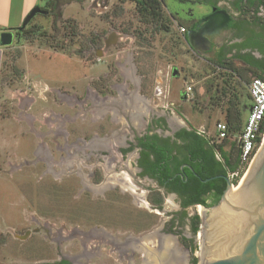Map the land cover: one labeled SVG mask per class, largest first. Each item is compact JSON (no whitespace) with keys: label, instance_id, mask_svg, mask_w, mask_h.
I'll return each mask as SVG.
<instances>
[{"label":"rangeland","instance_id":"1","mask_svg":"<svg viewBox=\"0 0 264 264\" xmlns=\"http://www.w3.org/2000/svg\"><path fill=\"white\" fill-rule=\"evenodd\" d=\"M189 1L163 0L156 19L133 0H59L56 12L13 32L0 67V264H145V250L167 264L157 255L158 237H171L185 256L175 264L198 263V231L171 224L182 219L177 201L148 195L146 180L133 184L124 168L131 158L118 163L116 147L149 125L161 135L204 130L214 149L222 144V156L236 161L247 85L262 75L232 56L212 58L223 46L233 50L232 29L209 50L189 45L180 28L212 11ZM207 2L264 34V6L240 14L227 0ZM227 108L230 133L219 143L214 125L227 122ZM121 171L134 193L114 181ZM186 214L198 215L195 208Z\"/></svg>","mask_w":264,"mask_h":264},{"label":"flooded vegetation","instance_id":"2","mask_svg":"<svg viewBox=\"0 0 264 264\" xmlns=\"http://www.w3.org/2000/svg\"><path fill=\"white\" fill-rule=\"evenodd\" d=\"M54 1L55 2L52 3V9L44 6L43 8H41L46 12L43 15L51 13V10H54L55 12L57 11L56 7L58 0ZM186 1L190 2L189 0ZM214 8L215 10H221L220 8H217L213 5L211 6L212 11L210 12V14L213 12ZM171 18L172 20L174 19L177 22V17H175V15L171 14ZM202 20L203 19H200L198 22H194L193 24H191L185 30V34L187 35L191 31H197L199 27L204 24ZM230 22L231 20L228 22L227 27L225 28L226 30L229 28ZM207 30L210 31V35H206L209 41L219 36L223 31L221 29L219 33L215 35L216 31L206 29L204 31L206 34L207 32H209ZM257 36V32L252 31L251 28L249 29V24H243V26H241L240 36H238L239 38L237 40V43L248 41L251 44L249 46L242 47L238 52L241 55H248L252 57L253 62L251 61L250 63H247L240 60H238V62H240L243 66L264 72V69H259L260 66L257 65L260 64L261 58L264 60V56L261 55L257 44L254 43L256 42ZM197 46V48H199L200 50L206 51V45L198 43ZM221 50L222 49L218 50L216 54L214 51H212L214 53V56L212 57L214 58V61L219 62L221 60ZM236 53V49H233L230 52V56L233 57V55H235ZM247 97L249 98V95ZM99 98H101V96H99ZM250 104L251 102L249 101V108ZM227 109L228 110L226 112V116L227 118L232 119V110L230 108ZM147 129H150V131L145 132L141 135H134L131 139H126L125 141H123V143H120V145H116V147L118 148V156L120 157H117V162L120 163L123 157L126 158L129 154L131 158V160L129 161L130 163L128 165H126L127 163H125L124 168L126 172L130 174L133 184H136L139 187H143L144 184L142 183V180H146L153 185L146 189L148 195L152 193H159L163 197H173L178 203V207L180 209L179 211H181L180 214L185 215V217L184 219L180 218V220L177 222L173 220L171 224L175 223L176 225L182 226L185 222V224L190 228L191 219L196 215L188 216L186 214V210L188 208H195L197 213L199 214L201 211L200 206L205 207L206 205L212 204L213 200L219 194L218 189L222 185L221 181H223L226 186L224 177H227V173L224 174L221 171L218 173L212 172L218 167L215 161L222 164L223 160L220 161L215 157L214 150L215 161L212 159L211 147L213 146V144L209 141H206V143H204L203 141L195 140V138L192 136L176 135V133L180 132L181 130H187L185 128H178L171 131V134L167 133L163 135L153 132L154 129L152 125L147 126ZM162 151L166 153L165 160L160 161L162 166L157 167L155 165L157 161L156 155H158ZM181 160L186 161H184L183 164H181L179 167H176V163ZM110 165L113 166L111 170L115 171L116 169H119V166H116L115 164ZM108 166L109 165H107V168ZM185 169L189 171V174H187ZM166 172H172L173 176L164 178ZM120 173L125 174V172L122 171ZM224 189L222 190V192L224 191ZM222 192L219 198L221 197ZM136 239L138 238H135L133 240ZM62 261L66 260L60 259L58 263H61Z\"/></svg>","mask_w":264,"mask_h":264},{"label":"water","instance_id":"3","mask_svg":"<svg viewBox=\"0 0 264 264\" xmlns=\"http://www.w3.org/2000/svg\"><path fill=\"white\" fill-rule=\"evenodd\" d=\"M44 13L39 6H34L17 31L24 29L36 14ZM202 21L204 24L197 31L186 35L193 48H196L193 34H199L206 27L212 29L221 21L220 28H226L230 17L226 11L214 8ZM202 38L208 41L210 49L209 40L205 36ZM12 39V30L0 31V47L9 46ZM224 180L226 186L217 203L200 206L197 264H264V128L260 145L236 186L237 190L232 191L234 187L227 177Z\"/></svg>","mask_w":264,"mask_h":264},{"label":"trees","instance_id":"4","mask_svg":"<svg viewBox=\"0 0 264 264\" xmlns=\"http://www.w3.org/2000/svg\"><path fill=\"white\" fill-rule=\"evenodd\" d=\"M134 2H136L137 4L139 5H144L145 7H148L150 10H148L150 13H152V15H154L157 18H160V10H161V7L163 5L162 3V0H133ZM229 2H231V6L233 7V9L237 12H240V14L242 13V10H244L245 12V9H249V8H252L254 7L255 9L259 8L260 6H264V0H227ZM194 3H198V4H207L209 6H213V3H208L207 0H198ZM164 6V5H163ZM43 8V7H41ZM146 11H147V8H146ZM156 12V13H155ZM169 13V12H168ZM157 15V16H156ZM169 15L171 16V14L169 13ZM243 24H249V22L247 20H241V21H233V22H230L229 24V29H232L236 32H238L237 34V37L240 36V30H241V26H243ZM250 25V24H249ZM185 29V28H184ZM186 30V29H185ZM262 30H264V26H262ZM16 32V34H20L22 32L25 31V29H22L20 31H17V29L14 30ZM185 39H186V34H185ZM256 42H254L255 44H257L258 48H259V51L261 53L262 56H264V34H258V36L256 37ZM251 43L246 41V42H242V43H237V44H234L230 47L233 48V49H236L237 50V53L235 55H233V57L237 60H240L242 62H247V63H250L251 61L253 62V58L248 56V55H241L238 51L242 48V47H246V46H249ZM260 66L259 69L262 70V68L264 69V61L261 60L260 64H257ZM230 67V66H229ZM231 68V67H230ZM261 72V75L262 76H259L258 78H261V79H264V72L260 71ZM160 122H163L162 124V128H164V120L163 119H159L158 120V123ZM227 126H228V135L230 133V124H231V121L227 118V122H226ZM177 136H192L195 138V140H199V141H203L204 143H206V141H209L208 139H206L204 136H201L199 134H197L196 131L194 130H181L180 132H177L176 133ZM228 138V136H227ZM227 138L225 140H227ZM224 140V141H225ZM223 141V143H224ZM222 144H218L217 146L219 147V151H220V147H221ZM237 147V146H236ZM212 149V154H211V157L212 159L214 160V151L218 148H215L214 149V146L211 147ZM214 150V151H213ZM165 156H166V153L165 152H161L159 153L158 155H156V166L157 167H160L162 166V164L160 163V161H164L165 160ZM221 157H222V164H220L219 162L215 161L216 164L218 165V167L212 171L213 173H218V172H223L224 174L227 173V172H233L236 170L237 166H238V162H239V156H238V149H237V155H236V161L234 163H231L230 160L223 154H221ZM186 161V160H181V161H178L176 163V167H179L181 164H183V162ZM188 161V159H187ZM178 170V168H177ZM185 171L187 172V174H189V171H187V169H185ZM169 176H173L172 175V172L170 173H167L164 175V178H168ZM163 179V178H162ZM221 181V180H220ZM221 186L220 188L218 189L219 190V194L216 196V198L213 200L212 204L210 205H206L205 207H209V206H212L214 204L217 203L218 199H219V196L222 192V190L224 189L225 187V184L223 183V181H221ZM154 204L157 205V207L160 209V204H158V202H155ZM185 215H182V219H184ZM199 225H200V219H199V216H194L192 219H191V224H190V231L191 233L195 234L198 230H199ZM181 244L186 247L185 245V242L187 240L185 239H181ZM190 247V246H188ZM191 249V247H190ZM61 263H67L66 261H62ZM61 263H57V264H61Z\"/></svg>","mask_w":264,"mask_h":264},{"label":"built area","instance_id":"5","mask_svg":"<svg viewBox=\"0 0 264 264\" xmlns=\"http://www.w3.org/2000/svg\"><path fill=\"white\" fill-rule=\"evenodd\" d=\"M181 33H185L184 28H180ZM190 91V88H187ZM250 98V108L248 117L238 133L236 138V146L238 149V166L235 171L227 172L232 187L237 186L242 176L246 172L255 152L257 151L264 128V79L253 78L247 87ZM157 95L160 94V89H156ZM216 138L218 142L224 141L228 136V126L223 121H218L214 125ZM197 134L204 136V130H199ZM215 157L222 161L219 152L215 153Z\"/></svg>","mask_w":264,"mask_h":264},{"label":"bare ground","instance_id":"6","mask_svg":"<svg viewBox=\"0 0 264 264\" xmlns=\"http://www.w3.org/2000/svg\"><path fill=\"white\" fill-rule=\"evenodd\" d=\"M222 23L223 22L221 21L217 26L213 27L212 29L210 28V30L216 31V33H215V35H216L221 30ZM206 29H209V28H207V27L204 28L199 34H193L192 40L194 41V44L196 47H198L197 46L198 43H202V44L206 45V50H207L208 49V41L204 40L202 38V36H205V38L208 39L207 36L210 35L209 30H207V31H209V32H207V34L204 32ZM127 180L128 179L126 178V175L123 173V175H120V179L118 178V179H115L114 181L120 183V185L122 186L123 189L129 190L130 192L134 193L135 192L134 187L130 183H128ZM236 190H237V187L236 188L234 187L232 189L233 192H235ZM136 200L138 201L140 206L146 205L144 197L138 196V197H136ZM168 204L171 205V202H168ZM158 240H159L160 245H159V249H158L159 252L157 255H159L162 258V260L165 261L167 264H175L176 262L182 261L185 259V256H183L179 253L178 247H177L175 241L171 237H158ZM138 242H139V244H142V246L144 248H147L145 246V244L148 242L147 239L146 240L145 239L138 240ZM132 246H134V245H132ZM143 251H144V249H143ZM145 251H146L145 252V264H157V262L160 259L158 260L155 257V255L152 254L151 251H147V250H145ZM146 253H147V256H146ZM155 253H157V251ZM158 264H160V263L158 262Z\"/></svg>","mask_w":264,"mask_h":264},{"label":"crops","instance_id":"7","mask_svg":"<svg viewBox=\"0 0 264 264\" xmlns=\"http://www.w3.org/2000/svg\"><path fill=\"white\" fill-rule=\"evenodd\" d=\"M51 1H54V0H0V31L12 30L14 32V30L21 25L25 16L34 6H39L41 8L44 5L47 6L48 4H50ZM59 4L60 2L58 0L57 7H56L57 9H59V6H60ZM204 5H207V4H204ZM199 20L200 19H195V18L190 17L187 21V26L189 27L191 24H193L194 22H198ZM173 21L175 20L173 19ZM182 28H185V27H182ZM222 30H225V28H223ZM210 46H211V43H210ZM194 49H199V48L196 47ZM3 51H4L3 47H0V67H1V59L3 57ZM230 52L231 51L226 50L225 46H223L221 53H220L221 59L229 57ZM216 152H219L221 156V152L219 150L218 151L215 150V153Z\"/></svg>","mask_w":264,"mask_h":264}]
</instances>
